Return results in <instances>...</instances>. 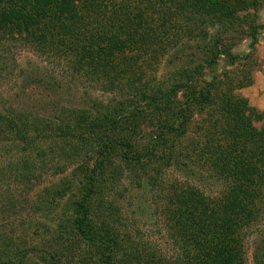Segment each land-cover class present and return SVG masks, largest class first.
I'll use <instances>...</instances> for the list:
<instances>
[{
	"label": "trees",
	"instance_id": "trees-1",
	"mask_svg": "<svg viewBox=\"0 0 264 264\" xmlns=\"http://www.w3.org/2000/svg\"><path fill=\"white\" fill-rule=\"evenodd\" d=\"M105 2L0 0V45L19 39L38 53L57 57L46 47L50 39L64 46L61 55L79 49L72 61L64 62L67 74L83 72L102 79L109 92L128 87L125 101L103 108L106 112L95 117L75 111L76 117L49 122L27 112L0 115V132L3 128L15 137L31 161L21 158L12 166L16 181L29 182L34 176L35 161L44 157L36 147L39 141L58 139L66 145L76 137L96 155L28 204L47 216L65 199L69 203L56 215L54 227L44 224L37 229L40 249L34 247L33 257L13 229L0 225V264H244L241 247L264 221V125L255 126L264 122V110L255 111L234 94L251 86L254 68L240 79L236 69L242 58L233 49L247 41L244 58H253L264 34L257 17L261 0H114L110 7L103 6ZM98 19L117 29L100 37L91 28ZM43 32L47 40L40 37ZM83 43L95 50L84 49ZM174 50L178 65L172 73L159 82L146 75L151 73L147 65ZM220 62L227 65L222 74ZM167 112L171 120L164 117ZM138 116L163 122L146 137L138 134L131 141L122 133L139 126ZM195 116L203 117L206 133L190 142ZM50 154L55 155L53 150ZM170 166L193 182L157 192L173 257L168 260L150 245L140 249L131 242L123 248L108 222L114 210L103 202L104 193L119 185L122 174L138 188L156 190L162 169ZM201 169L207 172L206 181L220 183L218 196L195 186L203 181ZM25 202L5 190L0 215L6 216L5 210L20 212ZM84 242L89 247L82 256ZM260 261L264 264V255Z\"/></svg>",
	"mask_w": 264,
	"mask_h": 264
},
{
	"label": "rangeland",
	"instance_id": "rangeland-1",
	"mask_svg": "<svg viewBox=\"0 0 264 264\" xmlns=\"http://www.w3.org/2000/svg\"><path fill=\"white\" fill-rule=\"evenodd\" d=\"M76 1L74 0V4H76ZM95 1L98 4L107 1L103 6L110 7L114 0ZM122 1L124 0H116V3ZM257 17L259 23L264 27V0H261ZM91 28H95V31L100 33V37H106L110 30L113 33L117 29L116 26L102 23L100 19ZM40 37L47 40L48 35L43 32ZM48 40L46 47L49 48V51L53 49L57 53V57L51 53H38L32 44L19 39L4 41L0 45V115L8 116L9 114L27 112L32 113L34 115L32 117L41 121L43 119L53 122L67 117H76L77 113L75 111H84L85 115L95 117L100 112H106L103 108L112 107L126 100V95L123 94L128 87H124L122 91L109 92L103 88L106 83L102 79L96 81L83 72L73 73L72 76L67 74L64 62L72 61L79 49L77 51L73 50L68 55H61V51L65 49L64 46L57 47L50 42V39ZM184 41L186 40L182 42L184 43ZM83 44L86 45L84 49L95 50L93 45ZM248 45L247 41L241 40L233 49V53L242 58L240 67L236 69L237 72L239 71L240 79L246 76L248 70L254 68L252 84L247 88L234 90V94L246 99L247 105L260 113L264 110V34L259 36L254 56L250 60L244 58L249 49ZM174 52L175 50L165 52L164 56L159 57L151 65H147L146 69L150 67L151 70L148 71H151V73L147 72L146 75L150 76L151 79L154 78L155 82H159L166 74L172 73L178 65L173 60L174 56L172 58ZM226 66L224 62H220L217 68L218 74H222L226 70ZM234 80H236V77H234ZM209 81H211L210 78ZM166 115L164 117L171 120L168 112ZM137 119L139 121L138 127L132 131L130 129L122 133L131 141L138 134L146 137L149 131L157 128L163 122L162 120L155 122L148 117L144 120L140 116L136 117ZM202 121L203 117L199 116H195L192 120L188 136L190 142L206 133V130L201 128ZM127 123L129 122L127 121ZM127 123H123L125 127L128 126ZM263 125L264 122L255 124L257 128ZM36 147L40 151L39 156H42L41 152H43V158L46 161L42 160L43 158H40V160L37 158L35 161L37 170H35L34 176L29 182L16 181L13 174L16 167L12 169V166L19 162L21 158H26L24 160H28V163H31V161L27 158L28 155L25 152H21V146L15 137L10 136L9 132H5L3 128L0 132V195L7 190L9 196L14 195L17 201H23L24 199L26 201L23 210L20 212L19 210H5L8 214L6 216L5 214L4 216L0 215V225L6 227V229H13L15 231L14 236L18 240H24L27 243L25 247L30 249L32 257L37 251L34 247L40 249L37 243L41 237L40 234L36 236L37 231L44 224L54 227L53 223L56 215H58V212L68 209L67 204L69 203L65 199L55 212L47 216L38 215L39 213H36V210L28 208V204H33L36 197L41 196L45 188H51L60 180H67L69 173L75 167L81 163H90L96 156L92 154L90 148L84 147L82 141L76 137L66 145L55 139V141H39ZM61 147L67 149L66 154H60ZM50 149L54 151L55 155L51 156ZM43 161L46 165L41 164ZM61 169L65 170L64 174H59ZM205 173H207L206 170H200V174L203 176L201 180L203 181L201 184H195V186L201 187L208 195L218 196V193L222 192L220 183L217 185L211 181H206ZM120 180L122 181L119 185L112 192H108L109 194L104 193L103 197L105 204L114 207H111L114 213L112 219H109L108 222L112 226L114 234L117 233L120 244L123 245V248H128L132 246L131 242H133L140 249L144 245H150L160 250L169 260L173 257V250L166 239L167 231L164 218L160 213V206L156 204L157 192L162 191L165 193L169 186L173 187L176 184L193 185L191 178H187L174 166H170L162 169L160 178L157 180V185H160V187H156V190H150L145 186L138 188L128 177L126 180V174H122ZM72 193L75 194L76 190L73 189ZM96 204L97 202L94 206ZM262 224H264V221L259 225V229L252 230L253 233L248 235L241 247L244 264H258L262 255H264V226ZM39 226L40 228H37ZM67 235L70 236L71 234ZM67 235L65 236L68 237ZM85 245H82V256L85 255L89 247L87 244Z\"/></svg>",
	"mask_w": 264,
	"mask_h": 264
}]
</instances>
